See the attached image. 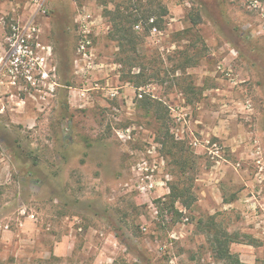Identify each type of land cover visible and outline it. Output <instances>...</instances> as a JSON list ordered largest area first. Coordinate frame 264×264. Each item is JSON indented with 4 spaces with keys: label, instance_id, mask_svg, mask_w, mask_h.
<instances>
[{
    "label": "rangeland",
    "instance_id": "1",
    "mask_svg": "<svg viewBox=\"0 0 264 264\" xmlns=\"http://www.w3.org/2000/svg\"><path fill=\"white\" fill-rule=\"evenodd\" d=\"M87 2L86 57L78 11L53 0L35 13L47 76H0V264H227L215 235L264 264V0ZM117 5L156 25L112 40Z\"/></svg>",
    "mask_w": 264,
    "mask_h": 264
},
{
    "label": "built area",
    "instance_id": "2",
    "mask_svg": "<svg viewBox=\"0 0 264 264\" xmlns=\"http://www.w3.org/2000/svg\"><path fill=\"white\" fill-rule=\"evenodd\" d=\"M53 0H28L29 4L34 7V13L44 14L46 8ZM66 3L74 6L78 11L76 24L78 28V47L77 51L83 57L87 56L88 46L90 45L89 35L91 34V25L93 17L90 10L87 9V0H63ZM153 22L152 19L149 20ZM140 29L137 24L134 27ZM155 30V29H153ZM38 28L31 17L26 22L13 20L9 26V34L4 37L5 49L0 60V76L10 79V84L15 85L18 79H23L26 82L30 80V72L37 70L42 77L47 76L44 72L46 57L34 52L33 46H38L36 40L38 38ZM150 85L139 88L137 97L140 99L142 95H149L155 98L151 93H148ZM147 88V90H146ZM20 214L24 215L25 210L22 209ZM33 218V215L30 216ZM4 230H8V225L4 226Z\"/></svg>",
    "mask_w": 264,
    "mask_h": 264
},
{
    "label": "trees",
    "instance_id": "3",
    "mask_svg": "<svg viewBox=\"0 0 264 264\" xmlns=\"http://www.w3.org/2000/svg\"><path fill=\"white\" fill-rule=\"evenodd\" d=\"M158 7L157 9H161L160 5L157 3ZM131 10V11H129ZM128 14H125L127 13ZM163 15L166 13L165 10H163ZM111 15L110 23L111 27L113 29V33H111V39L114 41H119L121 43H132L136 44L137 39H139L133 30V28L141 22L140 20H144L145 23H148L150 19L153 20L152 17L156 16V11L153 8H149L148 10H145L144 7L129 9V8H123V10H120V5H117L113 12L109 13ZM144 15V16H140ZM156 25V21L154 23V20L152 23L148 24V29L152 26ZM137 68H139L138 76H143V66L136 65ZM138 87V85H137ZM140 107L142 109H145L147 111H151L155 114L156 118L159 121H162L161 115L163 113V105L160 101L154 100L155 98L150 97L149 95H142L140 98ZM160 131H165L167 133V126L160 122ZM172 148L177 149L178 147L175 145L171 146ZM186 191L181 188L172 187L170 189L169 199L171 201V204L173 206V203L177 200L182 202L183 206H190L193 202L192 199L186 198ZM211 230V229H210ZM211 232V231H209ZM217 234L216 232H214ZM213 242V250L217 257L220 260H223L227 262V264H245L242 263L237 256L230 253L227 243L228 239L223 235V237H217L216 235L212 237Z\"/></svg>",
    "mask_w": 264,
    "mask_h": 264
},
{
    "label": "crops",
    "instance_id": "4",
    "mask_svg": "<svg viewBox=\"0 0 264 264\" xmlns=\"http://www.w3.org/2000/svg\"><path fill=\"white\" fill-rule=\"evenodd\" d=\"M0 3L8 10V11L1 10L2 14L6 16H10L11 22L13 20L26 22L31 17L33 18L34 22L35 19L39 20L38 17H35L34 7L31 4H29L28 0H0ZM30 11H32V13H30ZM0 19H1L0 20V60H1L5 49L4 47L5 44L3 40L7 33L4 32V28L1 25L3 16L0 17ZM7 233L10 232L7 231ZM55 249L57 250V247H55Z\"/></svg>",
    "mask_w": 264,
    "mask_h": 264
}]
</instances>
